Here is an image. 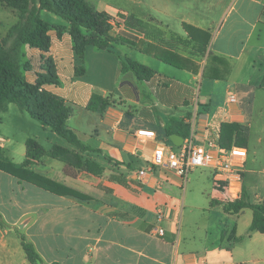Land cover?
I'll use <instances>...</instances> for the list:
<instances>
[{
	"label": "crops",
	"instance_id": "crops-1",
	"mask_svg": "<svg viewBox=\"0 0 264 264\" xmlns=\"http://www.w3.org/2000/svg\"><path fill=\"white\" fill-rule=\"evenodd\" d=\"M88 1L115 19L126 17L114 29L137 45H88L81 59L70 22L41 10V18L51 24L48 46L21 47L25 78L36 84L52 60L58 82L42 89L71 107L67 125L94 150L70 143L17 103L0 111V146L18 171L14 175L0 168L5 224H0V264H32L21 234L41 256L33 264H264V232L251 230L253 209L225 210L244 188L251 202H264V169L247 170L246 144L243 173L250 171L252 179L247 184L242 173L239 198H232L212 169V185L200 191L205 198L192 204L185 183L172 170L156 168L138 179L157 146H179L191 133L197 143H224L222 124L235 123L249 136L255 119H264V0ZM129 17L148 25L143 31L132 29L125 25ZM24 22L17 9L0 0V40L6 49L17 37L15 26ZM184 23L200 39L191 40ZM155 38L173 43L174 49ZM192 41L204 55L181 50ZM128 59L152 69V76L141 80L133 70H123ZM94 95L108 104L91 109ZM173 118L180 127L167 135ZM140 128L154 130L156 140H139ZM237 132L231 146L239 145ZM30 139L38 150H29ZM113 175L124 176L127 186ZM160 208L164 218L158 220Z\"/></svg>",
	"mask_w": 264,
	"mask_h": 264
},
{
	"label": "trees",
	"instance_id": "trees-1",
	"mask_svg": "<svg viewBox=\"0 0 264 264\" xmlns=\"http://www.w3.org/2000/svg\"><path fill=\"white\" fill-rule=\"evenodd\" d=\"M4 5L17 9L22 16L25 17L24 24L15 26L18 29L17 37L14 41L11 50L6 49L5 40H0V111L4 110L11 102L17 103L20 108L25 110L32 118L39 121L42 125L50 127L56 133L64 137L70 143L78 146L82 150H94L90 146L84 144L78 134L67 125V119L72 111L63 99L46 92L42 86L47 83H57L58 77L55 72L52 60H48L44 67V72L39 74V79L36 84H30L24 75L27 64H22L20 60V49L24 44H29L34 47L46 49L48 46V31L51 24L41 18L40 12L43 9L52 11L70 22V32L75 42V51L81 59L85 57L86 47L95 45L99 48H111L113 43H125L129 45H137V42L122 33L114 35L112 32L114 24L119 26L120 21L104 11L96 10L88 0H2ZM125 19L123 15H120ZM125 25L137 30H142L148 23L143 20H134L131 17L126 19ZM184 28L189 34L191 40L200 39V36H195L194 27L184 23ZM143 31V30H142ZM201 31V30H200ZM202 32V31H201ZM146 35H148L146 33ZM201 39L206 44L209 35ZM158 40L159 44L165 45L170 49H174L173 43ZM200 41V40H199ZM123 70H133L139 79H148L152 76L153 70L128 59L123 63ZM84 65L78 69V72L84 73ZM264 87V80L261 84ZM102 103L104 108L108 101L99 95H94L91 103V109H98L99 103ZM180 121L173 118L166 127L167 135H172L178 127ZM239 127L235 123L222 124L221 136L232 137L233 133L238 131ZM224 134V135H223ZM225 143V141H224ZM220 144L224 148L231 147V140L224 144ZM239 145L244 146L239 143ZM29 150H38L37 143L30 139L28 141ZM64 150L60 147L57 149ZM53 154V153H52ZM0 168L14 175H18L16 167L9 164L8 158L0 146ZM112 178L120 184L127 186L126 178L122 175H113ZM70 190L71 194L82 196L80 193ZM245 207H250L254 211V218L251 224V230H260L264 232V202H251L247 190L244 188L243 195L240 199H236L225 204L226 211H236ZM0 224L4 222L0 216ZM23 249L29 261L33 264L41 259L34 244L27 239L24 234L20 235Z\"/></svg>",
	"mask_w": 264,
	"mask_h": 264
},
{
	"label": "built area",
	"instance_id": "built-area-1",
	"mask_svg": "<svg viewBox=\"0 0 264 264\" xmlns=\"http://www.w3.org/2000/svg\"><path fill=\"white\" fill-rule=\"evenodd\" d=\"M123 23V19H115ZM114 27L117 25L113 22ZM236 97L232 95L230 101ZM136 137L142 141H154L157 134L154 130L140 128ZM248 151L245 147L232 145L224 148L217 141L208 139L204 143H197L194 133L184 138L179 146L163 144L157 146L149 164L138 171V179L144 180L149 172L156 168H166L177 173L186 183L189 173L196 168L207 167L213 170L217 181L224 182L232 198H239L242 192L243 170ZM158 220L164 218L163 208L157 211ZM158 234L163 235L164 229L158 228Z\"/></svg>",
	"mask_w": 264,
	"mask_h": 264
},
{
	"label": "rangeland",
	"instance_id": "rangeland-1",
	"mask_svg": "<svg viewBox=\"0 0 264 264\" xmlns=\"http://www.w3.org/2000/svg\"><path fill=\"white\" fill-rule=\"evenodd\" d=\"M112 32L114 33V35L117 34L115 29H113ZM166 37H168V35H166ZM193 43H194L193 41L190 42V44L187 47H183L181 50L185 51L186 54L188 55L189 54L204 55V53L202 51H199V49L196 48L197 46L194 45ZM263 106H264V101L261 103V107ZM246 135H248L247 130H245V128L242 129V127H239V130L235 136H236V141L238 143L242 145L246 144L250 150L247 170H251V169L260 170L262 168L264 169V119L261 120L260 117L259 119L256 118L250 129L249 136ZM232 138L233 137L224 135L223 138L220 137V140L223 139V141L225 140L229 141L232 140ZM243 174H244L245 182L249 184V182L251 181L250 178L252 179L250 171L249 172L245 171ZM211 176H212V170L207 167L196 168L191 173H189L187 181L185 183V190L189 191L187 197L188 204H192V202H195L199 198L200 199L205 198L201 195L200 191L202 190V188L207 190L208 187L212 185ZM197 177L200 178L197 179Z\"/></svg>",
	"mask_w": 264,
	"mask_h": 264
},
{
	"label": "water",
	"instance_id": "water-1",
	"mask_svg": "<svg viewBox=\"0 0 264 264\" xmlns=\"http://www.w3.org/2000/svg\"><path fill=\"white\" fill-rule=\"evenodd\" d=\"M174 137H176V136H174Z\"/></svg>",
	"mask_w": 264,
	"mask_h": 264
}]
</instances>
